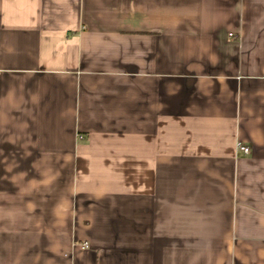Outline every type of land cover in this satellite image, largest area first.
<instances>
[{"label":"crops","instance_id":"crops-1","mask_svg":"<svg viewBox=\"0 0 264 264\" xmlns=\"http://www.w3.org/2000/svg\"><path fill=\"white\" fill-rule=\"evenodd\" d=\"M0 264H264V0H0Z\"/></svg>","mask_w":264,"mask_h":264},{"label":"built area","instance_id":"built-area-1","mask_svg":"<svg viewBox=\"0 0 264 264\" xmlns=\"http://www.w3.org/2000/svg\"><path fill=\"white\" fill-rule=\"evenodd\" d=\"M238 148L243 151L245 154H248L250 152V147L245 145V144H242V143H239L238 144Z\"/></svg>","mask_w":264,"mask_h":264}]
</instances>
